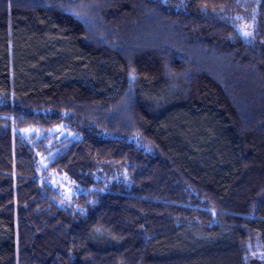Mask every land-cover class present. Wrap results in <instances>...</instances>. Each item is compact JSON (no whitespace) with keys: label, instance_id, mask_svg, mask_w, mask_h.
Returning a JSON list of instances; mask_svg holds the SVG:
<instances>
[{"label":"trees","instance_id":"1","mask_svg":"<svg viewBox=\"0 0 264 264\" xmlns=\"http://www.w3.org/2000/svg\"><path fill=\"white\" fill-rule=\"evenodd\" d=\"M255 6L0 0V264H264Z\"/></svg>","mask_w":264,"mask_h":264},{"label":"rangeland","instance_id":"2","mask_svg":"<svg viewBox=\"0 0 264 264\" xmlns=\"http://www.w3.org/2000/svg\"><path fill=\"white\" fill-rule=\"evenodd\" d=\"M257 0H238V3L242 6V8L244 9V11H246V15H250L256 8L255 6V2ZM242 25H240L239 27L241 28V32L244 35V37L247 40H250L252 37V29H253V22L249 20V18L246 16H244L242 18ZM37 131H30L28 132L27 135H34L38 133H36ZM40 132V131H39ZM41 135H38V138H40V136H43V132H40ZM50 135H54V134H58V138H65V139H77V135L76 132L73 131H69L67 130L65 127L60 126L57 128H54L53 130H51L49 132ZM37 137V136H36ZM39 161L41 163V169L39 171L38 169V175L40 177V180L44 183H48L50 185H52L53 188H55L62 196V202L64 207H68V208H72L70 207L73 204V198L79 196L81 193H83V189L75 182L69 180L66 175L64 174H58V173H47L46 172V162H45V158L44 155L41 154L39 155ZM75 209H77V206L74 207Z\"/></svg>","mask_w":264,"mask_h":264}]
</instances>
